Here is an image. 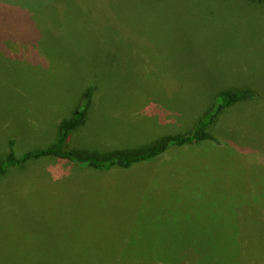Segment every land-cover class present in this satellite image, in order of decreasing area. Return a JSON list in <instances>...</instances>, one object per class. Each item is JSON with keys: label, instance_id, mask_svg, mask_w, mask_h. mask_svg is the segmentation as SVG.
Here are the masks:
<instances>
[{"label": "rangeland", "instance_id": "rangeland-1", "mask_svg": "<svg viewBox=\"0 0 264 264\" xmlns=\"http://www.w3.org/2000/svg\"><path fill=\"white\" fill-rule=\"evenodd\" d=\"M102 1L85 7L81 0L2 1L11 15L0 23L23 26L19 36L40 37L33 54L5 41L1 31L7 47L0 51V158L11 138L17 155L51 145L58 120L82 105L88 82L96 94L67 148L99 154L185 133L219 86L245 82L248 75L253 85H264V71L244 46L254 40L253 49L264 50V16L225 3L234 10L216 22L235 40L212 34L200 20H179L208 11L205 0H188L181 10L175 0H113L132 41L120 42L118 55L142 65L138 80L121 83L118 68L95 60L105 47L96 38L111 42L114 33L79 18L97 16ZM56 2L59 12L51 7ZM32 23L36 29H24ZM198 25L201 32L191 31ZM16 66L26 73L16 75ZM169 74L173 84L163 82ZM135 82L142 86L140 97ZM263 92L221 116L211 132L222 145L176 146L143 164L109 171L54 155L11 167L0 176V264H180L173 262L179 257H191L188 264H264V238L258 236L264 231ZM240 228L242 236L254 234L243 240L244 262L238 257L242 247L234 246Z\"/></svg>", "mask_w": 264, "mask_h": 264}, {"label": "trees", "instance_id": "trees-1", "mask_svg": "<svg viewBox=\"0 0 264 264\" xmlns=\"http://www.w3.org/2000/svg\"><path fill=\"white\" fill-rule=\"evenodd\" d=\"M3 0H0V19L4 21V18H7L8 13L11 15V11L7 10V6H5L2 2ZM83 2V6L89 5V0H81ZM222 3H219V0L212 1V0H205V4L202 6V9L205 5L208 7V11L199 10L196 15L193 16V12L190 15H183L179 16V20H187V22H191L192 19H196L197 21L200 20L204 22L206 25L210 24V32L217 36L218 32H222L224 34H228L231 37L230 40H235V37H233V34L231 32L225 33L221 30L223 26L217 25L218 19L221 17L224 11L228 10H234L233 7L237 6L239 7V4H243L244 7L242 10L254 17L256 15L264 16V0H221ZM97 2V1H96ZM230 2L234 6L225 5V3ZM58 3V2H56ZM54 3L51 7L56 12H59L62 4ZM95 3V2H93ZM113 0H103L102 2H99L96 4V9H99V13L97 16H89L84 17L80 16V22L84 24H92V28L100 26L102 29L103 27L106 29H109L111 31V42L102 43L100 42V37H97L96 40L98 41L99 45H104L102 51L103 54H99L97 57H95L96 62L97 60L107 61V64L109 66L113 65L116 68H118V79L121 81V83H130L132 81L138 80V68L140 63L135 62L134 58H121L118 55L119 52V46L120 42L123 41H129L132 42L130 39V31L125 28L124 23L122 21V17L120 15V12L116 10L117 8L113 5ZM188 0H175L174 5H178L180 10V4L181 5H187ZM81 7V8H82ZM236 8V7H235ZM238 8H236L237 10ZM181 14V13H180ZM178 19V17L176 18ZM204 25V26H206ZM51 30L55 32L56 28H53L52 26L48 25ZM30 28L32 30L36 29L34 24H31V27L28 25L27 27L24 26V29L26 30ZM38 28V27H37ZM196 28H199V32H201L203 29H201L198 26L191 27V31L195 30ZM23 29V26L19 25V27H14L8 25L5 22L0 23V35L1 31H3V37L4 40H12L14 42L19 43V45H23L21 47H25L28 50L33 51V54H36L37 50L34 49L36 45V41H38L39 32H35V36H19L16 32L19 30V32ZM58 32L55 33L54 38L57 36ZM191 34V32H190ZM186 35L185 37H187ZM177 37V35H176ZM139 40H143L144 38L138 37ZM4 40L0 37V51L3 52V49L7 47V45L4 44ZM135 41V40H134ZM137 41V39H136ZM244 46L250 47L248 51H250L253 55V57L256 59V67L262 69L264 71V54L260 55L257 51L263 53L264 50L262 49H256V44L254 40H249L244 42ZM230 46L234 48L242 49L243 44L236 43L235 46ZM255 48V49H253ZM26 49V50H27ZM130 53L134 54V50L131 46ZM110 56V59L108 58V55ZM37 56V55H36ZM36 62V65L39 64V62L34 60ZM98 65V64H97ZM23 67V71L21 67H15L14 73L16 75L18 74H25L26 73V67ZM28 67V66H27ZM97 67V66H96ZM84 70V69H82ZM81 70H78L76 74H78ZM55 73V72H54ZM75 74V76H76ZM249 78L245 82H240L239 84L235 85L232 81L228 84H224L223 86L217 87V91L211 94V102L210 105L200 114L197 119L194 120V123L192 124L190 129L186 131L185 133H181L178 131H174L173 133L168 132L166 134H163L156 138L155 140L149 142L146 145H142L140 147L135 148H127V149H119L114 150L110 153L105 154H99V153H92L88 152L84 149H68V143L71 139L72 133L78 129L80 126H83L87 120V117L89 116L88 108L89 104L91 103L93 94H96V87L94 86V83L88 82L87 87L82 92V105L78 103L75 105L74 108H72L70 115L67 117L62 118L61 120H58L57 124V136L55 140L52 142L51 145L46 146L44 148H37L33 150H28L20 155H17L15 152V140L9 139L5 145L6 152L5 154L0 158V176L5 174L8 169L11 167H21L23 165H26L27 161L29 160H36L43 157H48L50 155H54L59 157L62 160H65L66 162H70L72 165H77L79 167H83L86 169H97L98 171H109L113 169L114 167H126L130 168L131 166L138 165L140 163H144L149 161V159H153L156 156H160L163 153L168 151L172 147L181 146V145H195L200 144L201 142H209L210 144L214 145H222L221 140L218 138L219 136L214 135L211 130L214 126H217V122L220 120L221 116L227 113H230V111L238 105L253 101L255 98L260 95V91L264 90V85H253L251 83L252 79L251 76H244V78ZM174 80L176 79L175 76H173ZM76 80V78H75ZM78 81V80H77ZM164 81H172L171 74L169 76L164 75L163 76V82ZM136 83V87L134 88L135 91L139 92L138 96L140 97V92L142 91V86L140 83ZM134 84V83H133ZM140 84V87H138ZM132 85V84H131ZM145 95L149 94V91H147ZM142 93V92H141ZM264 93V92H263ZM144 94L141 95V97ZM137 102V101H136ZM87 105V107H86ZM258 106V107H257ZM257 108H260V104L257 105ZM175 111V110H174ZM168 113V112H165ZM8 139V138H7ZM232 146V145H230ZM237 156V152L233 151L232 157L235 159ZM254 158V157H252ZM237 159V158H236ZM255 161H257L254 158ZM254 163V161H253ZM248 209V208H245ZM241 228L237 232V244L235 247H242L239 252V259L244 262V259L246 257V251L244 246V238H250L251 236H254L253 233L242 236L240 233ZM260 238H264V231L260 232L259 235ZM189 247H182L180 250L188 249ZM193 248V247H191ZM187 257V256H186ZM188 260V259H187ZM191 257L189 261L180 260V257L176 260H173V262H179L180 264H188L191 261Z\"/></svg>", "mask_w": 264, "mask_h": 264}, {"label": "crops", "instance_id": "crops-1", "mask_svg": "<svg viewBox=\"0 0 264 264\" xmlns=\"http://www.w3.org/2000/svg\"><path fill=\"white\" fill-rule=\"evenodd\" d=\"M191 146H193V145H190V144H188V145H181V147L182 148H189V147H191ZM235 152H236V150H235ZM233 159V157L231 158V160Z\"/></svg>", "mask_w": 264, "mask_h": 264}]
</instances>
